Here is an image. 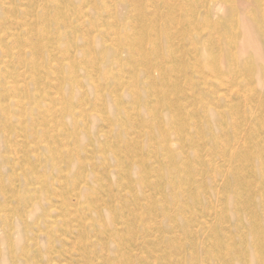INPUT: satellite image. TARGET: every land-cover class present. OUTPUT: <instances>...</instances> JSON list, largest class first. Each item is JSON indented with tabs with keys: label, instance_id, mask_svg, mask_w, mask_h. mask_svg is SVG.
I'll list each match as a JSON object with an SVG mask.
<instances>
[{
	"label": "rangeland",
	"instance_id": "obj_1",
	"mask_svg": "<svg viewBox=\"0 0 264 264\" xmlns=\"http://www.w3.org/2000/svg\"><path fill=\"white\" fill-rule=\"evenodd\" d=\"M244 18L264 55V0H0V264H232L239 227L259 263Z\"/></svg>",
	"mask_w": 264,
	"mask_h": 264
},
{
	"label": "bare ground",
	"instance_id": "obj_2",
	"mask_svg": "<svg viewBox=\"0 0 264 264\" xmlns=\"http://www.w3.org/2000/svg\"><path fill=\"white\" fill-rule=\"evenodd\" d=\"M78 1L82 2L83 4H85L87 6L88 5H93V7L96 8V9L99 6L104 7L105 2H106V0H78ZM125 5L126 4L121 5L120 9L121 10L124 9ZM243 5H244V3H243ZM216 7L219 8L220 6H216ZM222 7H223V5H222ZM244 19H245V21H243L244 22L243 23L244 24V26H243V34H242V41L243 42L241 44V52L243 54H251V55H255V56L257 55L258 60H256V61H257V64L259 63V65H260L262 62H264L263 49H262V46H261V43H260V39H259V36H258L259 35L258 33L260 32L261 24L258 22L257 18H255V21H254V23L257 22V23H255V25H253L254 23H252L249 18L247 20H246V18H244ZM256 25H257V28L255 29L254 26H256ZM207 58L208 57L206 55L203 57L204 60H206ZM205 63H206L204 65L205 66V70L209 71L210 73L213 74L214 71H219V69H218L219 67L216 64L208 65L207 62H205ZM257 64H255V67H256ZM255 67L253 65V68H252L253 72H254L253 69ZM238 69H239V66L237 64H233V65L228 67V72H236ZM261 70H262V66H261ZM262 72H264V70ZM259 85H260V83H259ZM247 216H248V214H247V212H245L244 216H243V214L240 215V218H241V220H243L244 217H247ZM245 229H246L245 227H243V228L239 227V230L242 232V236H243V237L240 238V241L242 242V247H241V250H235L234 257L236 258L237 262L232 263V264H250L251 263L250 262L251 258H250V256L248 254L250 252V249H252V248L256 249V248L254 247V244L251 245L248 242V238H250V237H254V238L256 237L257 238L260 235H259V232L255 228L249 229L248 231L247 230L244 231ZM243 241H245V242H243ZM262 248L263 247H259L255 251L257 252L258 249H262ZM245 251H246V253H245ZM257 260H259L258 264H264V257H262L261 255H259L257 257ZM233 262H234V260H233Z\"/></svg>",
	"mask_w": 264,
	"mask_h": 264
}]
</instances>
